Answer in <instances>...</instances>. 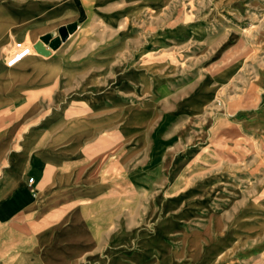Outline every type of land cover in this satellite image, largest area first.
Returning <instances> with one entry per match:
<instances>
[{
    "label": "rangeland",
    "instance_id": "obj_1",
    "mask_svg": "<svg viewBox=\"0 0 264 264\" xmlns=\"http://www.w3.org/2000/svg\"><path fill=\"white\" fill-rule=\"evenodd\" d=\"M77 24L46 55L25 37L17 66L49 72L41 107L85 127L103 253L207 264L226 242L216 264H264V0H168Z\"/></svg>",
    "mask_w": 264,
    "mask_h": 264
},
{
    "label": "crops",
    "instance_id": "obj_2",
    "mask_svg": "<svg viewBox=\"0 0 264 264\" xmlns=\"http://www.w3.org/2000/svg\"><path fill=\"white\" fill-rule=\"evenodd\" d=\"M167 1L0 0V264H118L103 253L105 191L86 167L88 134L41 107V82L48 81L41 74L49 72L29 62L8 68L10 44L35 43L79 22L114 26L123 14ZM227 244L208 249L207 264L227 257Z\"/></svg>",
    "mask_w": 264,
    "mask_h": 264
},
{
    "label": "built area",
    "instance_id": "obj_3",
    "mask_svg": "<svg viewBox=\"0 0 264 264\" xmlns=\"http://www.w3.org/2000/svg\"><path fill=\"white\" fill-rule=\"evenodd\" d=\"M32 48V45L25 43L23 40H14L8 48L5 65L8 68L16 66L32 54ZM29 181L32 182V178Z\"/></svg>",
    "mask_w": 264,
    "mask_h": 264
},
{
    "label": "water",
    "instance_id": "obj_4",
    "mask_svg": "<svg viewBox=\"0 0 264 264\" xmlns=\"http://www.w3.org/2000/svg\"><path fill=\"white\" fill-rule=\"evenodd\" d=\"M64 27H65V29H63V30L61 28H59V31L62 33V35L65 36L66 33H64V30L71 31L72 28L74 27V24H68ZM49 37H50V34H46L44 36H41L40 39L34 43V48L36 49V51H38L39 53L44 54V55L48 54V50L45 48L44 43L49 41ZM50 43H51L50 46L56 47L58 42H57V39L55 38L52 41H50Z\"/></svg>",
    "mask_w": 264,
    "mask_h": 264
},
{
    "label": "trees",
    "instance_id": "obj_5",
    "mask_svg": "<svg viewBox=\"0 0 264 264\" xmlns=\"http://www.w3.org/2000/svg\"><path fill=\"white\" fill-rule=\"evenodd\" d=\"M60 28H61L62 30H63V29H65V27H64V26H62V27H60Z\"/></svg>",
    "mask_w": 264,
    "mask_h": 264
}]
</instances>
